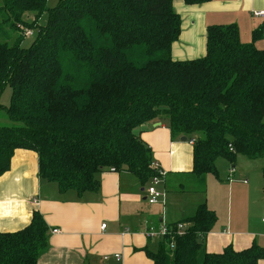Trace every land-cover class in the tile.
Instances as JSON below:
<instances>
[{
	"label": "trees",
	"instance_id": "trees-1",
	"mask_svg": "<svg viewBox=\"0 0 264 264\" xmlns=\"http://www.w3.org/2000/svg\"><path fill=\"white\" fill-rule=\"evenodd\" d=\"M174 0H0V176L16 149L37 153L39 177L59 191H95L103 170L132 173L141 184L156 175L151 149L135 130L162 119L171 137L193 140L192 175L218 176L215 162L238 155L264 159V48L262 31L241 42L235 24L209 25L203 57L175 61L170 48L180 34ZM200 4L209 0H183ZM45 24H39L43 13ZM26 13L33 20L23 19ZM37 29L28 47L25 30ZM264 197V167L261 170ZM216 214L200 203L178 221L181 236L144 250L152 264H257L264 246L236 251L205 249ZM176 222V223H178ZM176 223L171 224L172 226ZM47 247V226L34 211L30 223L0 232V264H38Z\"/></svg>",
	"mask_w": 264,
	"mask_h": 264
},
{
	"label": "crops",
	"instance_id": "crops-1",
	"mask_svg": "<svg viewBox=\"0 0 264 264\" xmlns=\"http://www.w3.org/2000/svg\"><path fill=\"white\" fill-rule=\"evenodd\" d=\"M172 9L180 17V34L170 48L175 61L205 55L209 25L235 24L243 43L251 42L252 32L259 29L262 38L255 46L264 48V18L252 16L253 11L264 10V0H209L200 4L174 0ZM135 132L151 149L153 162L166 173L163 205H149L145 199L147 183L141 184L127 171L98 172L95 177L99 186L95 191L61 192L54 182L39 177L36 152L16 149L10 169L0 176V232L23 229L36 211L47 226V247L39 255L38 264H106L109 259L117 264H152L144 250H150L151 241L155 240L143 235L144 227L181 221L205 202L217 217L206 234L207 252L219 253L228 245L239 251L253 242L264 246L257 243V234L250 230L249 224L251 213L258 209L261 210L258 220L263 224L262 187L259 193L255 186H249L247 179H242L244 189L234 191L231 184L236 180V172L241 176L252 172L251 162L256 159L238 155L231 164L235 168L234 178L230 180L228 172L227 183L219 172L217 177L207 174L202 190L186 192L181 190L183 178L189 181L194 178L191 140L186 137L182 141L183 136L172 138L162 119L146 122ZM215 165L217 168L216 162ZM103 223L105 228L101 230ZM53 229L57 232L53 233ZM125 229L130 232L123 233ZM115 254L120 255V260L114 259ZM105 255L109 257L107 261L103 259ZM257 264H264V260Z\"/></svg>",
	"mask_w": 264,
	"mask_h": 264
},
{
	"label": "rangeland",
	"instance_id": "rangeland-1",
	"mask_svg": "<svg viewBox=\"0 0 264 264\" xmlns=\"http://www.w3.org/2000/svg\"><path fill=\"white\" fill-rule=\"evenodd\" d=\"M58 0H47L46 2V7L47 10L51 9L55 6H57ZM23 19L26 20L27 22H31L33 20V14L32 13H26L23 15ZM47 19V13H43L42 16L39 19V24H45ZM6 30L8 34L10 35V39H4L0 37V42L7 40L9 44H12L17 38H18V32L15 31L13 32L9 27H6ZM26 31V30H25ZM24 31V32H25ZM32 35L28 36H23L22 41L20 42L21 46L23 47H28L33 39L36 36L37 29H32L31 30ZM10 94H11V89L8 85H5L1 90H0V105L2 106H8L9 101H10ZM6 122V118L4 117V112L3 110H0V123ZM264 122V118H263ZM254 163V170L250 172L248 175L241 176L239 175L238 172L235 173V178L236 180L231 182L235 190H243L244 185L240 182L242 179H247L249 182V186L253 187L255 186L257 192L260 193V189L262 187V178H261V168L264 167V159H256ZM217 164V169L219 172V177L222 179L223 182H228L227 176H228V170L232 166L228 161H226L224 158H218L216 160ZM207 175L200 177V178H192L191 181L188 180V178H183L184 183H183V188L181 190H184L186 192H195V191H200L204 187V182L206 179ZM232 177V175L230 176ZM223 208V201H222V207ZM221 213V209L219 211ZM261 210H254L251 215H250V230H252L255 234H257V243L259 244H264V225L259 222L258 218L260 216ZM264 214V213H263ZM156 241V242H155ZM151 241V248L150 250H156L157 248V240ZM106 264H117L116 262H112L111 259H109Z\"/></svg>",
	"mask_w": 264,
	"mask_h": 264
},
{
	"label": "built area",
	"instance_id": "built-area-1",
	"mask_svg": "<svg viewBox=\"0 0 264 264\" xmlns=\"http://www.w3.org/2000/svg\"><path fill=\"white\" fill-rule=\"evenodd\" d=\"M252 16L254 18H264V10H256L252 12ZM263 33H264V28H263ZM30 36L32 35V32L30 30L25 31V36ZM191 143L193 140L190 141ZM151 167L156 171V175L151 177V179L148 181L147 186L145 188V199L149 205H163L165 203V192L162 189V185L164 183V177L166 173L159 168L157 163L152 162ZM235 168L233 166L230 167L228 170L229 172V179L231 180L230 176L234 173ZM262 222L264 224V217L262 218ZM188 224L178 222L175 225L171 224H165L161 223L158 226H155L153 224H149L148 226L144 227L143 230V235L147 239H152V240H160L164 237H170V243H169V248L173 249L174 248V240L173 236L178 235L181 236L185 233V231L188 228ZM101 230L105 228V224L103 223L101 225ZM53 233L57 232V229L52 230ZM129 229H125L123 233H129ZM115 260H120V255L115 254L113 255ZM104 261H107L109 259L108 256L103 257Z\"/></svg>",
	"mask_w": 264,
	"mask_h": 264
},
{
	"label": "water",
	"instance_id": "water-1",
	"mask_svg": "<svg viewBox=\"0 0 264 264\" xmlns=\"http://www.w3.org/2000/svg\"><path fill=\"white\" fill-rule=\"evenodd\" d=\"M181 139H182V141H185L186 140V137L183 136Z\"/></svg>",
	"mask_w": 264,
	"mask_h": 264
}]
</instances>
